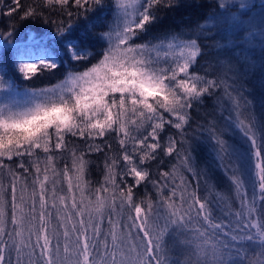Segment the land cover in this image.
I'll use <instances>...</instances> for the list:
<instances>
[{"label":"snow or ice","instance_id":"snow-or-ice-1","mask_svg":"<svg viewBox=\"0 0 264 264\" xmlns=\"http://www.w3.org/2000/svg\"><path fill=\"white\" fill-rule=\"evenodd\" d=\"M12 4L3 16L19 12L21 21L41 18L45 25L57 22L44 10L68 18L47 42L42 34L17 45V26L0 27V43L14 50V70L24 80L57 69L60 51L89 66L54 85L20 90L5 79L8 54L0 59V170L10 177L8 185L0 182V264H264V103L259 115L249 110L243 79L255 66L245 58L241 67L240 58L217 41L204 74L192 70L210 47L199 41L214 39L206 30L226 17L229 0H218L217 10L195 28L166 31L152 38L155 43L140 44L134 41L160 22L161 7H179L175 0ZM109 13L107 30L94 35L91 29L103 27ZM74 16L82 18L79 24ZM215 35L224 39L221 30ZM259 35L264 38V20ZM98 43L106 47L89 50ZM260 74L264 79V63ZM213 98V119L201 126L200 137L185 139L193 105ZM166 125L178 131L179 141L169 136L162 142ZM111 133L118 137L120 157H105L103 180L92 189L85 157L103 151L95 141ZM69 137L84 141L86 151L69 148ZM205 149L210 162L202 156ZM55 152H70L72 166L58 169ZM161 153L174 156L175 163L165 170L160 160L158 178L152 179L151 165ZM194 154L204 167L194 164ZM14 157L22 171L5 164ZM185 172L204 179L210 192L211 181L226 179L238 209L215 192L217 205L228 209L215 215L213 200L188 190ZM148 183L156 198L137 199L136 190ZM166 234L175 235L185 259L168 254Z\"/></svg>","mask_w":264,"mask_h":264},{"label":"trees","instance_id":"trees-1","mask_svg":"<svg viewBox=\"0 0 264 264\" xmlns=\"http://www.w3.org/2000/svg\"><path fill=\"white\" fill-rule=\"evenodd\" d=\"M22 5L26 8L28 5H36L40 3V0H21ZM175 3L179 7L173 8H164L161 7L160 10L156 13L160 17V22L156 26L150 29L148 35L142 36L140 39H136L134 43L140 44L148 40H152L153 43L156 41L152 39L153 37L160 36L166 31H179L181 29L188 30L195 28L197 25L205 22L208 15L217 10L218 0H175ZM264 3V0H229V7L227 9L226 17L220 18L218 23H214V26L206 31L213 34L214 39L199 41L202 44H207L210 47L205 48L204 52L206 55H203L198 58V62L193 67V71L199 72V74H204V69L208 67L210 56L209 53H214L216 49L213 47L217 41L221 44H227L228 47L232 50L233 57L238 56L240 58V66H244L245 58L247 59L248 65H254L255 68L252 72H249L243 77L245 84L244 95L252 103L249 105V110L255 112L259 115L260 106L264 103V79H262L260 74V66L264 63V38L259 35V29L261 27V21L264 20V9L261 8V4ZM241 4H244L245 7H240ZM14 6L12 0H0V27H3L8 24H14L17 26V35L13 36V42L17 45H23L24 43H30V37L39 39L40 36L44 35V41L47 42L50 39V33L55 31L57 25L60 21L63 20L65 24L68 22V18L65 15H60L58 13H51L49 10H44L45 14L48 15L49 20H55L57 25L43 23L41 18L36 20L21 21L20 13L14 14L12 17H5L2 15L9 7ZM75 11L74 9H70ZM73 19L77 20L79 24L82 18ZM94 19V17H93ZM112 20V16L109 13L107 18L104 20L103 27H95L91 29V32L94 35H98L100 32L107 30L108 23ZM87 22L81 25V28L86 25ZM217 30H221L224 36V39H221L219 36H216L215 33ZM255 31L256 35L253 37L250 35V32ZM3 38H0L2 41ZM53 48H56V45H52ZM106 47L104 43H98L96 48H90V51H97ZM4 53H7L9 56V64L6 71L5 79L11 80L15 83L18 89L23 90L24 88H42L56 84L58 81L63 80L65 75L70 71H82L84 67L89 66L84 62H77L70 60L69 56H66L63 51H60V58L58 59L59 67L57 69L51 70V72L45 73L43 77L33 80L26 81L14 70V50L10 47L0 43V59L3 58ZM223 58V57H222ZM92 63L95 60L91 61ZM3 74V72H0ZM215 99H205L201 104H194L190 110V117L188 125L185 127V139L192 140L194 138L200 137L202 128L201 126H206L207 121L213 119L212 116H209L208 113L213 112V106ZM216 117L220 116L219 108L215 109ZM226 116L227 113H224ZM218 126L221 122L217 121ZM146 134V133H144ZM228 135H231L229 133ZM169 136H174L178 141L181 139L180 134L170 125H166L164 132L162 133V142L166 140ZM235 140H238L239 137H234ZM70 144L69 148L72 146H77L81 151H86L87 145L84 141L76 137H69ZM96 144L101 145L104 150L101 152H92L91 154L86 155L85 159L89 161V166L87 170L86 180L90 182V187L95 189L103 180L104 176V162L105 157H115L119 158L121 154V149L118 141V137L115 133H111L105 138H98L95 141ZM108 145L111 146L109 151ZM129 151L131 147L129 146ZM199 151V150H198ZM56 157L55 163L58 169L62 170L67 164L69 167L72 166V158L70 152L53 153ZM37 155L43 161L45 159L42 151L38 150ZM204 158H208L210 162V157L208 150L205 149L202 154ZM160 160H163V167L165 170L171 168L172 164L175 163V157L168 159L164 157L161 153L160 159L151 165L152 179L158 178V165H160ZM194 164H198L199 167H204L205 165L200 161L196 160V156H193ZM20 163L18 158H13L12 160L5 159V164L8 167L17 169V165ZM26 166L28 164V158H25ZM43 163L41 167L43 168ZM122 170V169H121ZM22 171V170H19ZM188 181V190H196L198 195L201 198L208 197L213 200V210L215 215L219 216L222 212H227V208L223 203L217 205L215 197V192H219L224 196L229 204L232 205L233 210L235 211L239 207V202L235 198V193L230 191L228 188V182L226 179H221L219 182L216 180L211 181L213 191H209L208 184L204 179L197 180L192 177L191 173H184ZM0 182L4 185L10 183V177L8 175L7 169L0 170ZM129 183H134L131 177L128 178ZM178 182V181H177ZM67 185L65 184V190ZM150 194L153 199L156 198L155 189L152 187L151 183H148L146 186L141 185L138 190H136V198L140 199L142 196ZM104 227L107 228L108 225L105 221ZM179 239H183L180 237ZM165 247L169 250L168 254L174 258L183 260L185 259L184 250L179 247L176 243V238L174 234H166L164 237ZM254 255V253H250Z\"/></svg>","mask_w":264,"mask_h":264}]
</instances>
